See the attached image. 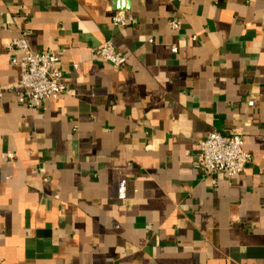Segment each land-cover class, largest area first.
<instances>
[{"label":"crops","instance_id":"crops-1","mask_svg":"<svg viewBox=\"0 0 264 264\" xmlns=\"http://www.w3.org/2000/svg\"><path fill=\"white\" fill-rule=\"evenodd\" d=\"M23 29L74 91L36 110ZM0 92V264H264V0H0ZM235 129L252 162L207 174L200 142Z\"/></svg>","mask_w":264,"mask_h":264},{"label":"built area","instance_id":"built-area-1","mask_svg":"<svg viewBox=\"0 0 264 264\" xmlns=\"http://www.w3.org/2000/svg\"><path fill=\"white\" fill-rule=\"evenodd\" d=\"M115 25L136 24L137 20L129 13L119 11L113 16ZM174 29L179 27L177 21H172ZM31 30H20L6 47L9 51L20 52L19 56L12 57V63L19 68L20 89H13L18 101L30 109L44 108L48 100H57L65 94H73L63 80L62 63L59 55L53 50H31L28 37ZM152 41V40H151ZM172 51L176 53L177 47ZM95 53L103 62L110 64L115 70L121 69L127 62L126 56L116 48L111 40L101 43ZM3 93L0 92V96ZM251 99L248 105L254 106ZM12 157V153H8ZM253 156L244 149L243 132L235 129L229 133L211 132L200 142L198 165L210 175L226 173L230 177L238 175L252 162Z\"/></svg>","mask_w":264,"mask_h":264}]
</instances>
